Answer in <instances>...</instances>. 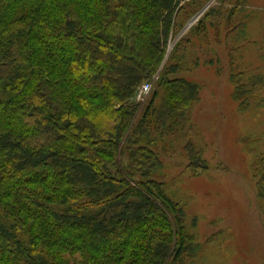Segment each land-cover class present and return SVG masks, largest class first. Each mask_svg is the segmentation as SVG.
<instances>
[{
  "label": "trees",
  "instance_id": "16d2710c",
  "mask_svg": "<svg viewBox=\"0 0 264 264\" xmlns=\"http://www.w3.org/2000/svg\"><path fill=\"white\" fill-rule=\"evenodd\" d=\"M217 1L190 35L216 40L223 25L229 39L241 26L245 0ZM204 3L0 0V264H191L194 237L153 180L154 148L181 138L198 101L175 77L189 34L161 65ZM255 173L264 199V154Z\"/></svg>",
  "mask_w": 264,
  "mask_h": 264
},
{
  "label": "rangeland",
  "instance_id": "374dc122",
  "mask_svg": "<svg viewBox=\"0 0 264 264\" xmlns=\"http://www.w3.org/2000/svg\"><path fill=\"white\" fill-rule=\"evenodd\" d=\"M206 6L220 4L205 0ZM236 14L242 24L229 39L223 25L216 40L211 32L206 40L190 35L192 27L185 33L190 42L175 77L199 87L198 101L181 138L169 136L154 148L161 166L153 180L183 209L194 237L191 264H264V199L255 173L264 154V0H245ZM234 83L245 92L241 99L234 98ZM187 144L200 153L205 170L190 166Z\"/></svg>",
  "mask_w": 264,
  "mask_h": 264
},
{
  "label": "water",
  "instance_id": "95a60500",
  "mask_svg": "<svg viewBox=\"0 0 264 264\" xmlns=\"http://www.w3.org/2000/svg\"><path fill=\"white\" fill-rule=\"evenodd\" d=\"M209 6H206L205 8H203L196 16H194L189 23L186 25V27L180 32V34L176 37V39L173 41V43L169 46L166 57L164 60H166V58L168 57V54L170 53V51L172 50L173 46L175 45V43L182 37L185 35V33L200 19V17L208 10Z\"/></svg>",
  "mask_w": 264,
  "mask_h": 264
},
{
  "label": "built area",
  "instance_id": "2783aa9c",
  "mask_svg": "<svg viewBox=\"0 0 264 264\" xmlns=\"http://www.w3.org/2000/svg\"><path fill=\"white\" fill-rule=\"evenodd\" d=\"M151 90V83L144 84L136 95L135 101L138 103L144 102L145 98Z\"/></svg>",
  "mask_w": 264,
  "mask_h": 264
}]
</instances>
